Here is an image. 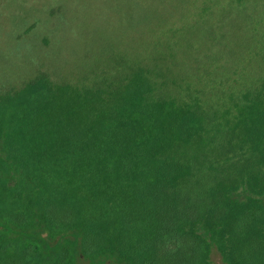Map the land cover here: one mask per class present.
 Instances as JSON below:
<instances>
[{"label": "trees", "instance_id": "trees-1", "mask_svg": "<svg viewBox=\"0 0 264 264\" xmlns=\"http://www.w3.org/2000/svg\"><path fill=\"white\" fill-rule=\"evenodd\" d=\"M0 94V264H264V79L223 109L138 68ZM113 85V84H111Z\"/></svg>", "mask_w": 264, "mask_h": 264}, {"label": "rangeland", "instance_id": "rangeland-1", "mask_svg": "<svg viewBox=\"0 0 264 264\" xmlns=\"http://www.w3.org/2000/svg\"><path fill=\"white\" fill-rule=\"evenodd\" d=\"M138 68L204 109L230 106L264 79V0H0V94L40 75L110 89ZM2 224L50 246L78 241Z\"/></svg>", "mask_w": 264, "mask_h": 264}]
</instances>
